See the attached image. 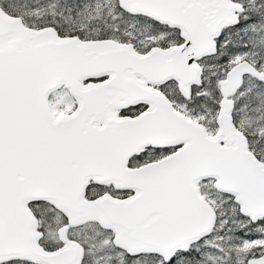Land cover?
Wrapping results in <instances>:
<instances>
[{"label": "snow or ice", "instance_id": "6c2138e0", "mask_svg": "<svg viewBox=\"0 0 264 264\" xmlns=\"http://www.w3.org/2000/svg\"><path fill=\"white\" fill-rule=\"evenodd\" d=\"M0 264H264V0H0Z\"/></svg>", "mask_w": 264, "mask_h": 264}]
</instances>
